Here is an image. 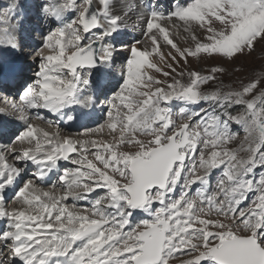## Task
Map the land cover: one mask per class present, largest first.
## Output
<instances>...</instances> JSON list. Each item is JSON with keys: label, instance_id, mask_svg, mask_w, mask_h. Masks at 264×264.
Segmentation results:
<instances>
[{"label": "snow or ice", "instance_id": "6c2138e0", "mask_svg": "<svg viewBox=\"0 0 264 264\" xmlns=\"http://www.w3.org/2000/svg\"><path fill=\"white\" fill-rule=\"evenodd\" d=\"M19 7L0 8V49L13 53ZM36 8L55 27L29 57L31 82L0 107L23 124L0 143V264H264V66H192L264 50V0ZM123 51L104 123L65 133L101 103L94 75Z\"/></svg>", "mask_w": 264, "mask_h": 264}, {"label": "rangeland", "instance_id": "374dc122", "mask_svg": "<svg viewBox=\"0 0 264 264\" xmlns=\"http://www.w3.org/2000/svg\"><path fill=\"white\" fill-rule=\"evenodd\" d=\"M12 2L13 0H0V8H3ZM40 2H42V0H19L20 7L17 9V11L20 17V20H19L20 27L17 29V35H18L21 47L18 52H14V53L7 49H0V80L4 79L5 77L7 78L8 75L13 73L14 71H19L23 75L25 72V69H28L27 67L24 68L23 66H21L20 63H22L23 61H25V65L32 64L33 66L32 65L31 66L29 65V66L31 67V70L35 72L36 70L35 66L33 62L29 59V57L31 53L35 50V48L38 47L42 43V39H41L42 34L47 32L50 27H55V24L52 21L44 18L41 14L38 13L36 5ZM57 2H59V0H57ZM160 2L163 3L165 7H167L171 3V0H160ZM181 2H184V0H181ZM68 15L71 16L72 14L69 13ZM41 23L43 24L42 27H41ZM134 37L139 38L140 33L138 31L134 33L133 32L125 33V39L121 38L120 41L117 42V44L119 46L120 43H129L133 40ZM120 54L122 55V57H120ZM125 57H127V55H123V52L118 53V59H117L116 65L114 68H112V70H114L115 72L114 75L117 77V79H120V80H121V77L119 75L120 65L122 61L125 59ZM217 63H222L226 68L229 69L230 72L235 67H242L243 69H245V71L240 73V75H250L253 70L258 71L261 69L262 66H264V50H262V46H258L256 51L251 56L245 55L233 61L232 63H229L228 61L217 62L214 60H208L206 62L202 61L199 63H197L196 61H192V66L198 70H206V69H210L212 66H214ZM106 70L111 71L108 69ZM33 71L25 72V74H27V77H22L21 75V78L19 80L21 82L19 84L17 83L16 85L17 88H23L27 83L31 82L33 76L30 74L34 73ZM108 76L109 77H107V79L112 78L113 73L112 72H110V74L108 73ZM113 79H116V78H113ZM113 79H109L110 81L109 85H107L106 82L102 83L101 85L102 90L98 93V95H101V103L103 101V95L107 94L108 93L107 91L111 92L110 88L113 86V82H112ZM224 79L227 82L231 78L229 76H225ZM94 80L96 81L95 75H94ZM99 83H100V79H99ZM0 85H2V87L0 86V92L4 91V89L8 90L6 88H11L15 90V92L12 91V93H10V96L8 98L12 99V94L14 93L18 95L16 92L17 90H16L15 85L3 84L2 82H0ZM0 106L3 107V105H0ZM175 111H178V108L175 109ZM0 115H1L0 117H4V118L11 117L12 118L11 113L0 114ZM104 117L105 118L103 120L105 121L106 115H104ZM104 121L102 123H104ZM72 122H75V121H72ZM102 123L100 121V124ZM234 127H238V126H234ZM82 129L83 128H79V129L75 128V130L73 131H80ZM65 133H69V132H65ZM14 137L15 136H13V139ZM77 138H82V137H77ZM65 164L66 162H64V165L61 167H65L66 166ZM11 197H12L11 194L9 195L6 194V204L8 206L10 204L14 205V203L11 202L12 201ZM75 203H77L80 206H87V202L85 201H78Z\"/></svg>", "mask_w": 264, "mask_h": 264}, {"label": "bare ground", "instance_id": "6f19581e", "mask_svg": "<svg viewBox=\"0 0 264 264\" xmlns=\"http://www.w3.org/2000/svg\"><path fill=\"white\" fill-rule=\"evenodd\" d=\"M21 3V2H20ZM131 22V21H130ZM43 26V24L41 23V27ZM125 39V34L121 37ZM26 50V49H25ZM123 55H128V53L126 51H123ZM120 57H122V55L120 54ZM24 63V64H23ZM21 66H23L24 68L27 67L28 69H25V72H32L33 70H31V65L32 64H26L25 65V61H23L22 63H20ZM30 65V66H29ZM33 66V65H32ZM7 68V66H6ZM111 71H107L106 69H101L99 70V72H97L95 74V79H96V85L94 86V91L98 94L101 90H102V83H105L107 85L110 84L109 79H113V86L110 88V90L112 91L114 88H116V86L118 85V83L121 81L120 79H117V77L114 75V70L112 69H108ZM22 75V77H27V74ZM34 72V71H33ZM110 72L113 73L112 78L107 79L108 73L110 74ZM33 76V73L30 74ZM19 77V76H18ZM6 77L4 79H1L0 82L4 83L6 81ZM99 79H100V83H99ZM20 79H16L14 81V85H17V82ZM10 82L12 81V79L9 80ZM21 81L18 82V84ZM106 85V86H107ZM2 87V85H0ZM8 90H4L0 92V105H3V107L5 106L2 101L7 97L10 96V93H12V91L15 92L14 89L11 88H6ZM16 92L19 95V93L21 92L22 88H17L16 86ZM107 94H110L111 92L107 91ZM18 95H16V93L12 94V99H16L18 97ZM11 99V98H9ZM1 107V106H0ZM99 107V108H97ZM105 108L106 105L104 104V102L102 101V103H100L99 105H97L95 108L93 109H78L76 110V112L74 114H76L78 116V121L75 122H68V121H64L61 122L60 127L64 132H73V133H82L84 131H86V129L88 128H92V127H96L98 124H100L104 121L103 119L105 118ZM12 114V113H11ZM1 116V115H0ZM50 119H54V117H49ZM0 143H9L12 139L13 136H15L19 131H21L23 129V124L22 122L18 121L15 117V114H12V118H4V117H0ZM39 123V122H37ZM44 127H46L47 125H42ZM75 128H83L80 131H73L75 130ZM64 165V162H61V166ZM66 167H71V165H67L65 164ZM11 193H8V195ZM93 196L95 195L94 193L92 194ZM12 196V194H11ZM12 198V197H11ZM86 202V201H85ZM7 205V204H6ZM84 205V204H83ZM8 206V205H7ZM9 208L11 207H15V204L12 205L10 204L8 206ZM6 224L7 222L4 220H0V230H4L6 228Z\"/></svg>", "mask_w": 264, "mask_h": 264}]
</instances>
